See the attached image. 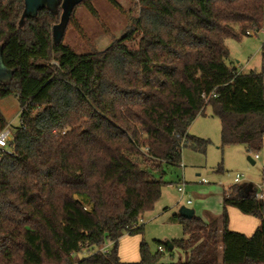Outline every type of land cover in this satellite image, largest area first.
Instances as JSON below:
<instances>
[{
    "label": "trees",
    "instance_id": "16d2710c",
    "mask_svg": "<svg viewBox=\"0 0 264 264\" xmlns=\"http://www.w3.org/2000/svg\"><path fill=\"white\" fill-rule=\"evenodd\" d=\"M135 3L121 37L78 52L54 36L61 5L24 15L25 0H0L2 60L13 71L0 80V99L20 103L12 153L0 156V264H121L119 239L143 230L168 183L164 164L179 165L185 147L206 152L210 141L189 127L208 106L222 122V147L263 148L264 73L228 63L226 38L264 28V0ZM81 4L99 16L82 0L67 27L86 36ZM7 124L0 108V130ZM223 205L208 221L173 214L186 233L172 240L182 264H264L256 185H229ZM229 206L262 220L253 234L229 227ZM164 248L174 249L161 241L153 254L142 242L140 263L159 262Z\"/></svg>",
    "mask_w": 264,
    "mask_h": 264
},
{
    "label": "rangeland",
    "instance_id": "374dc122",
    "mask_svg": "<svg viewBox=\"0 0 264 264\" xmlns=\"http://www.w3.org/2000/svg\"><path fill=\"white\" fill-rule=\"evenodd\" d=\"M118 1L125 11L113 6L108 0H93L99 16L92 14L83 4L78 5L76 17L81 22L86 36L80 34L73 26H68L62 34L64 41L78 52L105 50L116 38L122 36L129 23V17L138 13L135 0ZM226 44L230 51L226 59L228 63L246 72L253 70L264 73L262 29L240 39L228 37ZM8 75L9 70L0 62V77L5 78ZM0 108L10 126L20 124V103L15 94L0 99ZM189 132L200 139L210 141L206 152L185 147L179 165L164 164V180L168 183L164 185L162 195L154 208L142 216L143 230L133 234L126 233L119 239L121 264H142L140 263L142 242L148 243L151 252L156 254L161 241L185 237L183 226L172 217L175 212L179 213L181 206L194 208L197 216L208 221L210 213L223 212V193L229 185L252 182L256 185L258 193L264 192V145L258 152L259 159L254 158L255 153H248L242 144L222 147V122L214 114L211 106L193 120ZM249 156L253 157L255 163H252ZM237 174L241 175L239 181L236 180ZM179 186H183L184 193L179 191ZM233 218L232 221L235 222ZM231 229L248 235L255 231L249 234ZM103 247L110 249L112 243L107 242ZM94 248L98 249L97 246ZM86 255V250L80 253L82 257ZM180 260H186L183 250L178 247L172 251L164 248L161 259L154 264H182Z\"/></svg>",
    "mask_w": 264,
    "mask_h": 264
},
{
    "label": "water",
    "instance_id": "95a60500",
    "mask_svg": "<svg viewBox=\"0 0 264 264\" xmlns=\"http://www.w3.org/2000/svg\"><path fill=\"white\" fill-rule=\"evenodd\" d=\"M81 1L82 0H25L26 8L24 15L28 13H36L44 7H49L53 10H56L57 7L61 5L63 8V12L61 14V21L54 25V36L56 39H61L63 37L62 34L67 27L70 15L74 7ZM0 62L4 65L2 60L1 47H0ZM7 69L9 70V75L6 76L5 78L0 77V80H9L12 77L13 71L9 68ZM249 159L252 161V163H255V160L253 159L252 156H249ZM179 213L185 217H192L195 214V209L187 206H181V208L179 209ZM164 244L168 246L170 249L174 248V244L170 239L165 240Z\"/></svg>",
    "mask_w": 264,
    "mask_h": 264
},
{
    "label": "crops",
    "instance_id": "0c3cea01",
    "mask_svg": "<svg viewBox=\"0 0 264 264\" xmlns=\"http://www.w3.org/2000/svg\"><path fill=\"white\" fill-rule=\"evenodd\" d=\"M241 71L246 72L244 70H241ZM228 212H229V218H230L229 227L233 229L245 231L249 234L252 233L254 230H256V228L260 225L262 221L259 217L251 215V214H245L234 206H229ZM217 215H219V213ZM232 217H234L233 219L235 220V222L232 221Z\"/></svg>",
    "mask_w": 264,
    "mask_h": 264
},
{
    "label": "built area",
    "instance_id": "2783aa9c",
    "mask_svg": "<svg viewBox=\"0 0 264 264\" xmlns=\"http://www.w3.org/2000/svg\"><path fill=\"white\" fill-rule=\"evenodd\" d=\"M262 30L264 31V28H262ZM248 33L253 34V31L250 30V31H248ZM12 137H13V135H12L11 126L9 124H7L3 129L0 130V150L2 153L3 152L12 153V150L9 148V143H10ZM254 158L259 159L260 154L255 153ZM236 178H237V180H239L241 178V175L237 174ZM178 189L182 193L185 192V189L183 188V186H179ZM258 195L260 197L264 198V192H259ZM160 249L162 250L163 247L160 246Z\"/></svg>",
    "mask_w": 264,
    "mask_h": 264
}]
</instances>
